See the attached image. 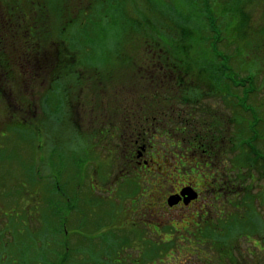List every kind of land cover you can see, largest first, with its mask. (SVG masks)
Returning <instances> with one entry per match:
<instances>
[{
    "label": "rangeland",
    "instance_id": "374dc122",
    "mask_svg": "<svg viewBox=\"0 0 264 264\" xmlns=\"http://www.w3.org/2000/svg\"><path fill=\"white\" fill-rule=\"evenodd\" d=\"M40 2H46L49 8H54L53 10H55L56 6L61 8L63 17H59L54 12H51L52 20L54 19L51 34L52 38L57 39L55 42L61 44L60 54L62 55L63 51V53L67 55H60L61 57L55 59L53 65L47 63L45 67L39 66L41 65L39 60L35 63L33 61L29 62L27 68L32 67V75H30L31 77L29 76V79L28 77H20L21 80H28L26 85H24L23 91L20 89L17 90L16 93L19 95L24 94V106L27 105L30 107L27 115H33L32 118H27V121L33 122L32 126L37 129L40 117L42 116L41 104L38 103L40 98L39 95L50 89L52 91H57L59 89L64 91L66 89L68 91L67 106L70 111H68L69 114L67 117L68 121L73 123V125H62L60 121L54 122L53 116L59 118V113L55 112L47 121L46 126L49 124L50 127L48 126L47 129L44 127L43 132L40 130L36 140L30 144L28 143L26 146L27 148H29L30 145L33 146L32 152L30 148L28 150L29 153L36 157V163L29 162L27 164V171L25 164L22 170L20 163L17 162L18 159H14L12 164L9 163V165H7L6 161L9 162L8 157L13 156L12 151L17 153V148L15 144L10 146L13 136L8 139L0 137V147H2L4 143L9 147L6 151L0 149V264H57L58 257L61 259V264H77L79 257H74V250L76 249H73L71 253L68 252L65 254L61 240L55 237L58 235H54L59 234V232L56 231L54 233L49 228V226L57 223L55 217L51 218V212L48 214L50 208L53 209L55 206L57 210L60 208V212L62 208L67 210L69 209L67 203L78 202L80 196L84 197V201L89 202L111 201L112 203H117L124 200V198H122V196H124V191H126V203L134 200L138 202L143 200L142 196L139 197L143 187H149L148 190L153 192L154 189L158 188V185L162 184L163 186L166 185L169 189L171 185H175L177 181L182 180L186 175L184 169V172H177V168L175 167L176 157L171 156V161H164V165L161 163L159 166L152 164L153 168H155V171H153L154 173L148 172L145 176L144 173H140L142 175H136L130 169L131 172H128L126 178L120 177L116 179L117 181H115V183L111 184L115 185L118 191L114 192L108 200L104 199L100 195V192L98 194L96 190L90 189L92 183L94 185H109L113 173H116L118 170V162L114 161L113 158H110V161L107 160L108 154L101 147L102 140L98 139L99 137L93 139L87 134V130L90 131L91 129V123L93 121H98L93 114H82L83 123L79 124V114H75L74 107L81 101H83V105H87V98L90 97L88 96V91H93L96 95L100 93V95L96 97L100 98V100L102 98H110L111 95L114 94L115 105H122L126 88V100L129 102L130 106H145V104H147L146 102H153L156 99L151 93L158 89L159 83L162 84L165 81L168 85L173 86V89L167 92L166 97H168V100L162 98L161 106L166 107L174 103L175 106L178 107V117H175V113H171L173 120L176 119L177 122L180 123L184 120L182 113H185V111H187L189 107L192 108V106L184 104L178 105L180 101L175 102V99L180 96L178 89L173 85L176 83V80L167 81V79L163 78L160 82L159 79L154 76L141 77V73L139 72L141 70L140 66L148 58L143 57L142 48H144V44L142 42H137L134 37L126 38V0H40ZM119 3H121V5H119ZM86 7H90V10H92L89 14L85 12ZM247 10L250 14V20L248 26H245L246 29L244 28L246 33L251 35L250 29L254 24L263 25L261 27L264 32V20H261L259 17L261 12L263 13L264 11L262 0H251L250 4L247 5ZM86 23L91 31L89 30L86 32L83 30ZM89 27L85 29L88 30ZM64 40L68 41V48H70V50L66 51L63 49L62 46L66 47L63 43L65 42ZM260 42L262 44L260 46L256 45L255 47H252V45L246 47L243 40H240L239 44L241 43L243 45H241L242 50L246 48V51L252 54L258 51L259 56L263 58L261 59L258 57L255 61L257 62L256 65L260 66V71L257 72L255 78L259 89L253 94L252 100L264 111V38L260 39ZM229 46L236 47L237 44ZM44 47H46L47 53H52L53 50L51 48L53 47L49 46L50 48H48L46 45ZM32 48L34 47L32 46ZM79 48L86 49L84 54H82V50ZM30 53V57L34 58V50ZM126 54L129 56L128 58H126ZM90 59L94 61H86ZM58 62L64 64L62 70L66 75L55 78L56 74L53 72ZM24 63L26 64V60ZM95 63L98 64L97 71H93ZM17 72H20V68L17 69ZM143 72L147 71L143 70ZM242 73L244 74V71ZM40 79H43V81H39ZM52 79L56 80L52 81ZM86 83L89 85L85 87ZM206 83L207 81H205V84ZM76 84L78 86H76ZM191 85L193 87V83ZM206 85L208 86L207 90L202 89L198 92L201 96V100H199V109L206 112V117L203 116L201 118L206 119V121L211 118L213 121L216 120L217 123L221 117L224 118L225 145L222 149L223 153H221V156L226 164V170L228 174H232V169L238 167L240 172L245 173L250 169L248 168L250 164L243 162L245 153L239 145V137L242 135L241 125L235 122V120L230 121V118L234 119L235 115L239 112V108L234 105L235 103L232 101L234 99L230 100L231 97L230 99H226V93L223 94V87L222 90L218 92L213 84ZM3 87L4 89L0 86V90L2 89L0 93V126L8 124L9 121L13 122L12 119L9 118V114L15 111L14 106L18 105V96L13 93L14 88L7 85H3ZM81 87L83 89H81ZM50 97V105L54 108L58 107L59 104L56 102V99L54 100L52 95H50ZM18 99H20V97H18ZM61 99L62 96L58 100L61 101ZM153 104V106H155L156 101L155 103L153 102ZM60 105H63L62 101ZM109 105L112 104L109 103ZM146 109L150 110V108L148 109L147 107ZM25 116H18L15 114V118L18 117L22 121H24L22 117ZM75 122H77V124ZM8 132L13 135L12 131ZM218 132L219 129L216 131L217 135ZM180 136L181 133H179V137ZM81 138L84 139V141L81 140ZM87 138L92 139L87 140ZM52 142L59 145L58 149L61 150L65 156H68L70 153H74L77 156L89 155V161L82 167V164H79V162L78 165L75 161L72 162L70 157V159H67L68 161L65 166L61 169L62 171L56 172L57 169L54 166L52 169L50 168V165H52L50 162L51 158L48 157V148ZM258 145L264 146L263 138L258 141ZM217 156L214 155L212 158L213 169L220 168V164L215 161ZM155 159L160 161V158ZM4 160H6V163H4ZM5 165L10 169V171H8L9 175L7 174V176H3L4 174L2 173ZM32 166L39 171L38 178L41 179L40 181H42V184L46 179L50 180L51 176L57 175V177L60 178L59 181L65 186L66 193L70 195L69 197L66 196L63 198V200L67 201H62L60 204L57 203L55 205L52 203L53 205H50V207L45 206L44 202L37 203L35 201L33 189L25 192L23 197L24 200H20V197L17 195L20 192V187H15V181L22 179L25 175V171L27 178L33 181ZM251 171L254 176L252 180L249 175L246 176L243 181L244 186H238V183L231 184L232 186L230 187L235 190L236 195H233L231 198L228 197V199L238 200L239 206L235 208L233 204H228L226 206L225 218L227 217L234 220L238 217V214H242V237L240 239L242 247L240 250L244 251L247 246L254 248L257 253L258 264H264V175H262L261 168L255 165L252 166ZM161 177L165 180L161 181ZM248 184H252V189L249 190L250 193L245 194V186ZM10 188L14 189L15 195L12 194L9 195V197L5 194V191ZM29 188H31V186H29ZM35 202L38 205V210L35 208ZM28 209H31V213L28 212ZM139 210L142 211V214H145L143 218L152 217L149 214L150 207L139 208ZM41 212H43L45 216H50L47 222L46 220L42 221V218L39 219V216L41 217ZM161 215L163 214L159 216ZM70 216L74 217L73 215ZM155 217L157 216L153 215V218ZM126 218L132 220L131 214L126 213ZM42 222L47 225L45 228V235L39 233L41 230L38 232V230L42 228ZM129 224L126 225V235L130 236V238L135 236L140 237L142 242L145 241L147 250L150 244L153 243V238H155L156 242L159 241L156 239V232H150L147 228L144 229L140 223H138L139 230H137L134 225L128 226ZM181 224L183 225V223ZM55 230H57V228ZM257 230L258 232H256ZM162 233H164V230ZM177 234L182 233L177 232ZM185 234L184 232V235ZM245 234H250L251 242H245L247 240ZM40 237L45 241L43 243L44 248L35 249L39 247V244L34 243V240L37 239L40 241ZM256 239L259 240V247L257 248L252 247ZM197 241L198 240H195V244H197ZM200 241L201 242L197 245V249H202L205 252H202V257L199 258H196L193 254L192 260L197 264H206V251L212 253V251L218 250L219 247H211L213 245L205 238L202 240L200 239ZM83 243V247L79 249L78 255H84L81 261H84L85 258H89L88 249H91V247L96 244V242H87V239H85ZM159 244L163 243L160 241ZM190 245L191 242L187 240L179 241L176 247V249L178 248V252L174 253L172 256L162 257V263L158 261V264H177V262L185 260L187 255L189 258L190 255L187 254V251L190 250ZM212 255V263L219 264L220 255H218L217 251H214ZM155 258L156 257L148 255L144 256L142 258V263L151 264V262L156 260ZM250 258L252 257L249 256V259ZM110 261L111 259H107L105 256L99 257L98 264H108Z\"/></svg>",
    "mask_w": 264,
    "mask_h": 264
},
{
    "label": "flooded vegetation",
    "instance_id": "af4514ba",
    "mask_svg": "<svg viewBox=\"0 0 264 264\" xmlns=\"http://www.w3.org/2000/svg\"><path fill=\"white\" fill-rule=\"evenodd\" d=\"M160 62L161 59L150 58L146 59L140 67L141 70L155 71V78L161 82V74L165 67H161ZM94 66L93 71H97L98 64L95 63ZM169 69L173 71L175 68ZM87 85L89 84L86 83L85 87ZM57 91L49 90L48 96L45 97L46 104H50V93ZM167 92L155 90L151 93L156 97L153 101L154 103L156 101L155 106L153 102H146L145 106H130L126 100V88L122 105H115L114 94L110 98L100 100L96 98L100 93L96 95L93 91H88L90 97L87 98V105H83L81 101L74 107L75 114H79V124L83 123L82 114H93L97 118L98 121L91 123V129L87 130V134L93 139L99 137L98 139L102 140L101 147L108 154L107 160L110 161V158H113L118 162V170L113 173L109 185L92 183L90 189L96 190L98 194L100 192V195L108 200L114 192L118 191L117 187L111 184L120 177L126 178L130 169H134L136 175L144 173L145 176L148 172L154 173L155 168L152 164L164 165V161H171V156L176 157L177 172H184V169L185 177L177 181L175 185H171L169 189L162 184L158 185L153 192L148 190L149 187H143L139 194L143 200L138 202L134 200L126 203V191L122 196L124 200L117 203L89 202L84 201V197L80 196L78 202L67 203L69 209H61L63 210L62 217L56 220L60 224V233L54 234L58 235L55 237L61 240L65 254L76 249L74 257H79L77 264H98L99 257L104 256L111 259L108 264H144L142 258L147 255L156 257L151 264H158V261L162 263V257L172 256L178 252L176 247L181 240L191 242L190 250L187 251L190 257L188 258L187 255L185 260L177 264H197L192 260V255L194 254L196 258L202 257V252L205 251L197 249V245L201 242L200 239L204 238L213 245L211 247H219L218 250H214L220 255L219 264H258L254 248L247 246L244 251L240 250L242 247L240 241L242 214H238L233 221L225 218L226 206L234 204L228 201V197L236 195L235 190L230 186L238 183L237 185L242 187V176L233 172L228 174L221 156L225 145L224 118L221 117L218 123L211 118L206 121L201 118L206 117L205 111L195 114L194 109L189 107L187 119L178 123L176 119H172L171 114L175 113V117H178V107L175 105L170 107L169 113L164 111L166 107L161 106L162 98L167 96ZM223 94H225L224 91ZM67 97L68 91L65 89L61 99L63 105H59L54 110L60 111L62 125H73L67 117L70 112ZM49 109L52 110L51 105ZM181 127H186V136L181 132ZM217 129H219L218 135ZM179 133H181L180 137ZM92 138H87V140ZM84 139L81 138L83 141ZM58 148L59 145L54 142L48 148L49 158L57 156L59 169L56 172L61 171L60 168L70 157L72 162L75 161L77 165L79 162L82 167L89 161V155L77 156L70 153L65 156ZM214 155H218L215 160L220 164L218 169H213ZM155 158H160V161ZM252 178L253 176L250 179ZM163 180L165 179L161 177V181ZM234 206L238 208L239 202H236ZM145 207H150L149 214L152 217L143 218L145 214H142L139 208ZM126 213L131 214L132 220L126 218ZM160 214L163 215L159 216ZM153 215L157 217L153 218ZM138 223L144 229L147 228L150 232L157 233L156 239L159 241L156 242L153 238L154 241L148 250L145 241L142 242L140 237L130 238L126 235V225H134L139 230ZM163 230L164 233H162ZM175 232L182 234H177V238ZM245 235L247 238L245 242H251L250 234ZM85 239L87 242H96V244L88 249L89 258L81 261L84 255L78 256L79 249L83 247ZM195 240H198L197 244ZM160 241L163 244H159ZM258 243L259 240L256 239L252 247H259ZM212 253L206 251V255L204 254L207 258L206 264H213ZM249 256L252 258L249 259Z\"/></svg>",
    "mask_w": 264,
    "mask_h": 264
},
{
    "label": "trees",
    "instance_id": "16d2710c",
    "mask_svg": "<svg viewBox=\"0 0 264 264\" xmlns=\"http://www.w3.org/2000/svg\"><path fill=\"white\" fill-rule=\"evenodd\" d=\"M250 2L251 0H126V38L134 37L137 42L144 44V48H142L143 57L161 59L160 65L165 67L161 74L162 79L165 78L167 81L176 80L173 85L176 86L180 94L175 99V102L180 101L178 105L192 106L195 114H199L201 111L204 112V110L199 109L201 96L198 92L202 89L207 90L208 86L206 84H213L218 92L223 87L226 99H230V97V100L234 99L232 101L239 108V112L234 119L230 118V121L235 120L241 125L242 135L239 137V145L245 153L243 162L250 164L248 167L250 169L245 173L240 172L238 167L232 169L233 173L242 176V186H244L243 181L246 176L249 175L250 178L254 176L251 171L253 165L260 167L262 175H264V146L258 145L261 138L264 140V111L252 100L253 94L259 89L255 78L257 72L260 71V66L256 65L257 62L255 61L258 57L263 58L259 56L258 51L252 54L247 52L246 48L242 50V44H239L240 40H243L246 47H250V45L252 47L260 46L262 44L260 39L264 38L261 27L263 25L260 24H254L251 27V35L246 33L245 26H248L250 20L247 5ZM262 2L264 4V0ZM53 9V7L49 8L46 2H40V0H0V86H2V89H4L3 85L14 88V95L20 97V99L17 97L18 105L14 106L15 111L9 114V118L13 122L9 121L8 124L0 126V137L8 139L13 136L10 146L15 144L17 148V153L12 151L13 156L8 157L9 162L4 160V163L7 162V165H9V163L12 164V161L14 162V159H18L17 162L20 163L22 170L24 164L26 165V171L29 162L36 163V157L28 150L30 148L32 152L33 146L30 145L27 148V144L34 142L40 130L41 132L44 131V127L46 129L48 126L50 127L49 124L47 126L46 124L55 112L59 113V118L53 116L54 122L60 121L61 117L60 111L54 110L56 108L52 106V110H50V104L46 105L45 97L49 91L44 92L39 95L38 103L41 104L42 116L37 129H35L32 126L33 122L27 121V118H32L33 115H27L30 107L24 106V94L19 95L16 93L20 89L23 91L29 76L32 75V67L27 68L29 62L33 61L35 63L39 60L41 64L39 66L45 67L47 63L53 65L55 59L67 55L63 51L62 55L60 54L61 44L56 43L57 39L52 38L51 32L54 19L52 20L51 12L63 17V12L59 6H56L55 10ZM91 11L90 7H86V13L89 14ZM259 17L264 20V11L261 12ZM86 27H89L87 23L83 30L88 32L90 27L88 30L85 29ZM64 41L66 47L62 46L63 49L70 50L68 41ZM234 44H237V46H229ZM45 45L48 48H50L49 46L53 47L51 48L53 50L51 54L47 53ZM79 49L84 54L86 49ZM33 50L35 56L31 58L30 52ZM128 57L126 54V58ZM25 60L26 64L24 63ZM63 66L64 64L59 62L55 65L53 72L56 74L55 78L66 75L62 70ZM173 67L175 69L171 71L169 68ZM18 68H20L19 73L17 72ZM139 72L141 77H155L156 75L155 71L143 72V70H140ZM20 77H28V79L21 80ZM55 80L52 79V81ZM39 81H43V79ZM205 81H207L206 84ZM170 89L172 90L173 86L164 81L162 84L159 83L156 90L169 91ZM62 92L63 90L59 89L56 93H50L59 105L61 101L58 99L61 98ZM163 99L168 100V97H163ZM174 105V103H171L166 106L164 111L170 113L169 108ZM15 114L18 116L26 115L22 117L24 121L18 117L15 118ZM182 115L185 121L188 115L187 111L183 112ZM48 116L50 117L48 118ZM180 130L186 136V127H181ZM8 131H12L13 135L9 134ZM8 148L5 143L0 147L2 151H6ZM50 162L52 164L50 165L51 169L53 166L59 169L56 155L51 157ZM65 164L62 165L60 170ZM131 170L135 173L134 169ZM8 171L10 169L5 165L2 170L3 176H7ZM26 171L22 179L15 181V187H20V192L17 194L20 200H24L25 192L33 189L35 201L37 203L44 202L45 206L50 207V205L67 201L63 198L70 195L66 193L65 186L59 181L60 178L57 175L51 176L52 179L50 178V180L45 178L46 180L42 184L41 179L38 178L39 171L34 166H32L33 181L27 178ZM245 188V194L250 193L249 190L252 189V184L246 185ZM13 190L11 188L7 189L5 194L7 196L12 195L14 194ZM228 201L234 204L238 202L236 199H228ZM36 202L34 205L38 210ZM30 211L31 209H28V212ZM62 211L60 212V208L55 209L54 206L53 209L50 208L48 214L51 212V218L58 219L62 217ZM40 218H42V221L46 220L47 222L50 216H45L41 212ZM41 226L42 228L38 232L41 230L39 233L45 235L47 225L42 222ZM49 228L54 233L56 231L60 233L58 222L49 226ZM56 228L57 230H55ZM44 242L43 238L40 241L34 240V243L39 244V247L35 249L44 248ZM57 260V264H61L59 257Z\"/></svg>",
    "mask_w": 264,
    "mask_h": 264
}]
</instances>
